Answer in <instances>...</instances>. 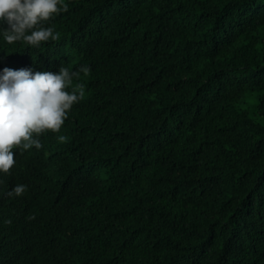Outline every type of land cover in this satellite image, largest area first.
Here are the masks:
<instances>
[{"label":"trees","instance_id":"1","mask_svg":"<svg viewBox=\"0 0 264 264\" xmlns=\"http://www.w3.org/2000/svg\"><path fill=\"white\" fill-rule=\"evenodd\" d=\"M62 4L56 41L0 31V76L90 68L60 131L0 171V264H264V0Z\"/></svg>","mask_w":264,"mask_h":264},{"label":"clouds","instance_id":"2","mask_svg":"<svg viewBox=\"0 0 264 264\" xmlns=\"http://www.w3.org/2000/svg\"><path fill=\"white\" fill-rule=\"evenodd\" d=\"M60 0H0V28L4 40L11 44L26 42L40 47L42 41H56L59 33L45 23L54 13L66 12L68 7ZM88 66L71 71L61 64L59 71L32 69H4L0 76V171L9 173L16 164L12 149L23 145L19 150L42 148L50 133H58L64 124L68 110L84 97V85L77 84L72 92L66 88L73 77L81 73L87 75ZM66 89V90H65ZM65 142L64 135L58 136ZM27 191L26 185H17L8 196H20ZM34 218V217H33ZM11 223V221H5Z\"/></svg>","mask_w":264,"mask_h":264},{"label":"rangeland","instance_id":"3","mask_svg":"<svg viewBox=\"0 0 264 264\" xmlns=\"http://www.w3.org/2000/svg\"><path fill=\"white\" fill-rule=\"evenodd\" d=\"M258 93L253 94L252 96L249 94H246L245 97V103L243 104V108L247 109L251 112H253L258 104Z\"/></svg>","mask_w":264,"mask_h":264}]
</instances>
